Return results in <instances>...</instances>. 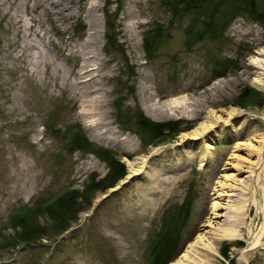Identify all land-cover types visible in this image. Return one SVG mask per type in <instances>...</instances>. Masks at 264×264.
<instances>
[{
	"label": "rangeland",
	"instance_id": "obj_1",
	"mask_svg": "<svg viewBox=\"0 0 264 264\" xmlns=\"http://www.w3.org/2000/svg\"><path fill=\"white\" fill-rule=\"evenodd\" d=\"M53 1L73 9L57 25L40 6L31 11L34 23L24 8L11 7L19 24L0 9V264H149L164 219L186 204L168 264L200 237L216 250L208 254L198 245L199 257L209 264H225L233 248L252 238L257 245L235 263L264 264V25L241 13L222 37L199 36L186 48L191 17L171 18L160 0ZM92 14L96 32L87 33ZM35 29L50 38L46 46L63 71L45 72L34 51L24 54L22 35L35 39ZM152 37L147 57L144 39ZM85 39L91 73L78 83L65 73L82 60ZM251 63L263 69L254 74ZM246 88L262 100L236 106ZM87 90V100L98 106L93 117L84 115L86 98L77 95ZM140 115L175 122L180 132L143 142ZM203 124L206 131L198 130ZM196 129L199 134L191 137ZM73 132L110 151L125 175L100 190L109 166L78 148ZM138 168L143 171L120 183ZM71 192L77 195L71 211L90 201L75 220L58 206ZM230 192H239L234 215L241 235L214 241L209 232L224 219L215 213H225ZM49 208L58 211L61 224L46 213ZM19 216L24 226L15 220Z\"/></svg>",
	"mask_w": 264,
	"mask_h": 264
},
{
	"label": "trees",
	"instance_id": "obj_2",
	"mask_svg": "<svg viewBox=\"0 0 264 264\" xmlns=\"http://www.w3.org/2000/svg\"><path fill=\"white\" fill-rule=\"evenodd\" d=\"M161 4L169 11L171 18L182 17L185 15H189L191 17L187 28L185 30L186 39H185V47L189 48L192 45L191 40L196 41L199 36L205 37L208 36L211 39L220 38L223 35V32L228 27L232 18L238 14L245 13L250 15L251 17L257 19L264 25V0H160ZM221 3V4H220ZM223 7L225 11H220L219 9ZM257 11V14H256ZM116 15V12H114ZM258 16V18H256ZM106 29L112 31V25L108 24ZM197 32V33H196ZM200 32V33H199ZM113 34L109 36L107 34V39L113 40ZM155 37L150 39H144V50L147 53V57L149 56V52L151 51V46L153 45ZM262 100L260 93L251 88H246L242 91L241 95L237 98L236 106L245 107L247 105L254 104L255 100ZM137 123L140 125L139 134L141 136L142 141L148 140L152 143L156 141L165 140L166 137L173 138L180 132L179 129H175V122H153L147 118H143L141 115L137 119ZM126 127V126H125ZM71 139L73 142L77 143L78 148H83L85 150H89L95 153L97 156L104 158L109 166V174L104 177L105 184L98 187L100 190H104L106 188L112 187L118 180H120L124 175V171L122 169L117 170L115 167L116 164L113 161L110 151L102 149V148H94V145L85 141V138L81 137L78 132L72 133ZM171 136V137H170ZM80 140L78 143L77 140ZM150 144V143H148ZM103 154V155H102ZM111 158L107 157V155ZM102 180V181H103ZM94 187H97L95 185ZM92 186V188H94ZM75 192H71L70 194L61 197L58 200V206H61L63 209V213H67L69 215V219L75 220L76 212L83 211L86 206L90 203L88 201L84 206L79 207L77 211H71L70 206L77 201V195L73 197ZM78 197H82V195H78ZM83 199V198H82ZM51 208L46 210L54 220L58 219L61 224V219L59 218L58 211L50 210ZM187 214V204L175 207L174 212L168 214L163 221V226L159 234L157 235L156 241L153 243L150 253V263L149 264H168L173 260L175 249L177 243L178 232L180 227L183 226V219ZM24 216L16 217V219H20V225L26 222ZM65 225H59L58 229L65 230ZM25 230L22 233V237L26 240L29 239V230L24 228ZM224 256H227L226 251L221 252Z\"/></svg>",
	"mask_w": 264,
	"mask_h": 264
},
{
	"label": "bare ground",
	"instance_id": "obj_3",
	"mask_svg": "<svg viewBox=\"0 0 264 264\" xmlns=\"http://www.w3.org/2000/svg\"><path fill=\"white\" fill-rule=\"evenodd\" d=\"M21 1V4H20ZM5 3L7 4L5 6ZM41 7L42 10H44L45 14L48 17H51L52 22L54 23V25H57V22L60 18L62 17H70L73 14V9L71 6H63V5H58L57 2H54L53 0H4L3 2L0 1V9L2 10V13L4 15H8L10 18H16L15 16H13L11 14V7L12 9H14V11H18L20 8H24L25 13L28 15L29 20L31 22H33V18H32V9L36 8V7ZM27 10L29 12H27ZM89 15V12H88ZM34 16H36L34 14ZM95 16H91V23L92 25L88 26L87 28V33H91V29H93L92 33L96 32V20L94 18ZM21 20L19 19H15L14 23L19 24ZM34 23V22H33ZM30 24V23H29ZM28 24V25H29ZM40 24V23H39ZM31 24L28 26V28H31ZM41 31L39 30H34V38L32 39V35L30 36V34H23L22 37L23 39L25 38V44L23 47V52L24 54H30L31 51H34L35 53V63L37 66H40L44 69L45 72H48L51 68L54 70L55 73H58V71H63V65L61 62H59L57 56L51 54V52L48 50L47 46H46V42L48 44H51V40L50 38L45 34V33H40ZM32 40V42H31ZM28 41V44L26 43ZM258 44V43H257ZM88 46V41L85 39L83 42V46H82V60L80 61V63L76 66V68H70L66 71L65 73V78L68 77L70 74H74L75 78L78 80V83L80 81H84L83 76L86 74L91 73V68H89L88 65V57H89V51H86L85 49ZM253 51V49H252ZM261 54V53H260ZM263 55V54H261ZM63 66V67H62ZM250 69L252 70V72L255 74L257 73V71L259 69H263L262 67H260L258 64L256 63H251L249 65ZM264 70V69H263ZM247 73V72H246ZM83 78V79H82ZM82 79V80H81ZM68 82V79H64V83ZM257 84H260V81L256 82ZM66 84V83H65ZM78 88V86H77ZM90 95V91L87 90L84 93H77L78 98L80 96H83V98H86L87 96ZM85 104H86V109L84 111V115L85 116H95L96 111L98 109H96L95 106V101H90L87 100V98L84 100ZM207 126L205 124L201 125V127L198 128V130L200 129V131H206ZM197 129L193 130L191 132V137H196L197 134H199V131ZM264 140V139H263ZM207 148H211V146H206ZM252 170V169H251ZM143 170L138 168L135 169L133 172H130V174H128L124 179L121 180L120 183L125 182L128 178H130L132 175H138L139 173H141ZM157 174V173H156ZM154 176H157V175ZM155 179V178H153ZM157 179V178H156ZM244 182V181H241ZM248 184L247 188L249 190L252 189L251 184H253V179H248ZM154 187V186H152ZM113 189V188H111ZM228 197L230 199H228L227 201V205L225 207L226 211L223 214H216V216L218 217H223V221L221 224L219 223H215L216 231L213 232H209L211 233V239L214 241H218V240H232L235 239L238 235L240 236L241 234L239 233V231L236 229V219H235V211L238 209V207L235 205V203L237 202V199L239 198V192L238 193H229L227 194ZM217 205H212L213 210L215 209ZM233 214V216H232ZM215 217V216H214ZM248 230L251 231V227H248ZM208 240H206V242H204V238L200 237L198 238L195 242H193V244H190L187 246V249L183 252V254L181 256H179V258L170 264H209V260H202L199 257V252H198V245L205 249L206 252L208 254H213L215 253V248L211 245L210 242H207ZM258 243V239L257 238H252L251 240H249V242H247V244L245 245V247H241L239 249H235L233 248L231 250V257L235 260V261H240L242 259H245L244 253L249 250L252 249L253 247H255Z\"/></svg>",
	"mask_w": 264,
	"mask_h": 264
},
{
	"label": "water",
	"instance_id": "obj_4",
	"mask_svg": "<svg viewBox=\"0 0 264 264\" xmlns=\"http://www.w3.org/2000/svg\"><path fill=\"white\" fill-rule=\"evenodd\" d=\"M225 264H236V263L235 260L232 257H230Z\"/></svg>",
	"mask_w": 264,
	"mask_h": 264
}]
</instances>
